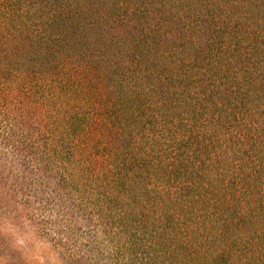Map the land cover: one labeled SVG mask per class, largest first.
I'll return each instance as SVG.
<instances>
[{
    "label": "trees",
    "instance_id": "1",
    "mask_svg": "<svg viewBox=\"0 0 264 264\" xmlns=\"http://www.w3.org/2000/svg\"><path fill=\"white\" fill-rule=\"evenodd\" d=\"M44 2L42 58L95 77L106 172L128 198L140 181L139 228L170 264H264V0ZM108 210L131 244L129 211Z\"/></svg>",
    "mask_w": 264,
    "mask_h": 264
},
{
    "label": "rangeland",
    "instance_id": "2",
    "mask_svg": "<svg viewBox=\"0 0 264 264\" xmlns=\"http://www.w3.org/2000/svg\"><path fill=\"white\" fill-rule=\"evenodd\" d=\"M46 12L44 0H0V264H170L151 227L138 226L150 213L140 181L129 178L128 198L106 172L95 77L74 58H42ZM100 209L114 226L129 211L121 234L131 244L101 223Z\"/></svg>",
    "mask_w": 264,
    "mask_h": 264
}]
</instances>
